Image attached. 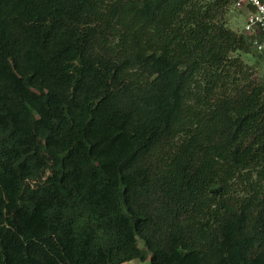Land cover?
Segmentation results:
<instances>
[{
    "label": "trees",
    "instance_id": "trees-1",
    "mask_svg": "<svg viewBox=\"0 0 264 264\" xmlns=\"http://www.w3.org/2000/svg\"><path fill=\"white\" fill-rule=\"evenodd\" d=\"M234 3L0 0V264H264Z\"/></svg>",
    "mask_w": 264,
    "mask_h": 264
},
{
    "label": "built area",
    "instance_id": "built-area-1",
    "mask_svg": "<svg viewBox=\"0 0 264 264\" xmlns=\"http://www.w3.org/2000/svg\"><path fill=\"white\" fill-rule=\"evenodd\" d=\"M234 5L245 17L243 33L251 38L257 52L264 55V0H235Z\"/></svg>",
    "mask_w": 264,
    "mask_h": 264
},
{
    "label": "rangeland",
    "instance_id": "rangeland-1",
    "mask_svg": "<svg viewBox=\"0 0 264 264\" xmlns=\"http://www.w3.org/2000/svg\"><path fill=\"white\" fill-rule=\"evenodd\" d=\"M213 1V0H207ZM245 17L243 13L235 8V5L232 4L228 7L226 11L225 20L228 23V26L238 33H243L244 31V24H245ZM260 54L257 53L254 49L250 54H242L240 57L243 59L245 64L249 66L253 71L254 78L257 80H264V59H261ZM257 60H260L258 62ZM139 250L143 249L142 243H138ZM149 257H146V260L135 259L128 264H148Z\"/></svg>",
    "mask_w": 264,
    "mask_h": 264
}]
</instances>
